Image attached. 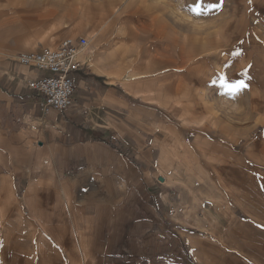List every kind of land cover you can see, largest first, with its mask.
I'll use <instances>...</instances> for the list:
<instances>
[{
    "label": "crops",
    "instance_id": "obj_1",
    "mask_svg": "<svg viewBox=\"0 0 264 264\" xmlns=\"http://www.w3.org/2000/svg\"><path fill=\"white\" fill-rule=\"evenodd\" d=\"M103 1L56 44L0 43V264H264V170L228 161L250 142V44H208L218 10ZM232 16L250 31L248 6ZM65 34L87 40L73 103L43 112L26 82L49 73L16 57Z\"/></svg>",
    "mask_w": 264,
    "mask_h": 264
},
{
    "label": "rangeland",
    "instance_id": "obj_2",
    "mask_svg": "<svg viewBox=\"0 0 264 264\" xmlns=\"http://www.w3.org/2000/svg\"><path fill=\"white\" fill-rule=\"evenodd\" d=\"M136 2L137 0H126L118 4L116 8H134ZM237 2L232 0H174L171 5L176 11L186 8L221 11L222 15L217 17L218 26H211V30L207 32L208 44H213L214 41H217V44H250V130L248 129V132L244 130L247 133L246 136L250 137V142L245 145L241 153L239 152L242 160L234 162L221 155L220 159H228L229 163L237 165L239 170L253 165L252 170L259 173L264 170V0H237ZM164 3H167L166 0ZM242 4L244 9L246 6L250 8L249 24L247 19L243 18L246 20V28H250L247 32H244L240 26L237 31V23L232 16L233 10L237 8L239 10ZM76 8L80 11L87 9L89 17L94 9L102 11L106 8H114V6L107 5L103 0H0V43L12 41L16 36L39 34L31 40L35 43L56 44L54 34L50 31L51 27L66 24L64 26L68 29L70 26L67 25H71L77 16L78 21L74 23L78 30L86 25L87 19L77 12ZM81 19L82 22H80ZM65 38L74 37L65 34L60 38L59 44ZM50 48H56V46H50ZM239 99L243 100L241 97ZM221 103L222 106L220 105L219 108L223 111L230 107L231 101L223 98ZM198 131L219 138L225 144L234 145L240 151L247 139H237V130L231 128ZM237 134L238 137L244 135L241 132ZM253 138L258 139L252 141ZM225 147L227 146L223 145L222 151ZM249 148L252 156L245 159ZM226 156L230 157L229 154Z\"/></svg>",
    "mask_w": 264,
    "mask_h": 264
},
{
    "label": "built area",
    "instance_id": "obj_3",
    "mask_svg": "<svg viewBox=\"0 0 264 264\" xmlns=\"http://www.w3.org/2000/svg\"><path fill=\"white\" fill-rule=\"evenodd\" d=\"M85 46V38H65L56 48L42 47L37 51L21 52L17 55L19 64L49 73L26 82L29 87L42 94L39 105L43 112L50 108L65 110L72 106L74 83L69 74L80 67L76 55Z\"/></svg>",
    "mask_w": 264,
    "mask_h": 264
},
{
    "label": "snow or ice",
    "instance_id": "obj_4",
    "mask_svg": "<svg viewBox=\"0 0 264 264\" xmlns=\"http://www.w3.org/2000/svg\"><path fill=\"white\" fill-rule=\"evenodd\" d=\"M243 87H247V85L243 81H238L236 82V84L230 86L233 91L239 90V88Z\"/></svg>",
    "mask_w": 264,
    "mask_h": 264
},
{
    "label": "bare ground",
    "instance_id": "obj_5",
    "mask_svg": "<svg viewBox=\"0 0 264 264\" xmlns=\"http://www.w3.org/2000/svg\"><path fill=\"white\" fill-rule=\"evenodd\" d=\"M88 8V7H87ZM77 10H78V8H77ZM79 11V13H81V15L84 17V18H86L87 20H88V16H87V9L84 11V9H83V11H80V10H78ZM77 11V12H78ZM80 22H82V19L80 20ZM90 51V50H89Z\"/></svg>",
    "mask_w": 264,
    "mask_h": 264
}]
</instances>
